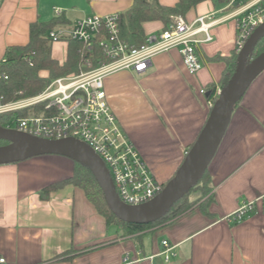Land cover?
I'll return each mask as SVG.
<instances>
[{
  "label": "crops",
  "instance_id": "1",
  "mask_svg": "<svg viewBox=\"0 0 264 264\" xmlns=\"http://www.w3.org/2000/svg\"><path fill=\"white\" fill-rule=\"evenodd\" d=\"M178 1L158 0L168 7ZM133 2L2 0L0 62L8 48L29 43L34 23L63 16L69 29L90 15L125 12ZM231 2L204 0L185 16L187 22L220 20L210 29L212 41L200 48L203 68L197 74L187 71L173 49L155 56L143 72L122 70L104 79L120 125L162 184L174 177L207 121L209 89L220 88L225 63L219 58L231 56L237 35ZM163 28L158 21L144 24L147 36ZM67 48L65 41L53 42L52 57L63 63ZM72 172L73 161L57 155L0 165V258L6 264H264L261 203L242 220L225 219L264 196V72L236 105L209 167L214 189L209 214L193 208L166 224L130 232L120 224L107 225L80 188L67 185L47 200L40 198L43 188ZM164 240L177 254L169 262L162 254Z\"/></svg>",
  "mask_w": 264,
  "mask_h": 264
},
{
  "label": "built area",
  "instance_id": "2",
  "mask_svg": "<svg viewBox=\"0 0 264 264\" xmlns=\"http://www.w3.org/2000/svg\"><path fill=\"white\" fill-rule=\"evenodd\" d=\"M231 6L233 12L230 17L237 22L234 50L238 53L252 32L264 24V0H232ZM118 19V14H94L79 20L69 29L50 31L49 38L54 42L69 38L92 45L97 38L100 39L99 47L106 62L93 68L92 62L87 61L86 68L93 69L74 77L56 79L37 96L0 103V118L8 120L4 128L44 139L75 138L87 144L106 164L120 200L126 205L138 206L158 196L164 184L150 172L120 125L110 106L104 79L122 70L143 72L150 67L155 56L173 49L179 51L187 71L191 75L197 74L203 68L200 48L212 41L210 29L220 20L200 17L187 22L185 18L176 16L163 31L148 36L144 46L131 49L119 38ZM220 90H217L216 99ZM214 103L209 102L210 108ZM32 110L39 112L20 115ZM258 202L264 210L263 196L242 204L225 219L242 220ZM162 245L166 262L177 256L174 246L168 241L164 240ZM0 264H6L5 258H0Z\"/></svg>",
  "mask_w": 264,
  "mask_h": 264
},
{
  "label": "trees",
  "instance_id": "3",
  "mask_svg": "<svg viewBox=\"0 0 264 264\" xmlns=\"http://www.w3.org/2000/svg\"><path fill=\"white\" fill-rule=\"evenodd\" d=\"M203 1L179 0L175 6L168 7L160 5L158 0H134L133 5L127 11L118 14L119 38L129 48L139 49L146 44L148 38L144 30L145 23L161 22L164 25L161 30L163 31L172 22L173 17L185 18L193 7ZM1 2L2 0H0V5ZM66 26L69 25L63 16H56L47 23H34L30 26V41L26 46L7 49L4 60L0 62V103L37 96L53 80L69 75H79L86 71L85 63L87 61H91L93 67L106 62L99 47L100 39L98 38L92 45L69 38L62 39L60 41H65L68 44L66 59L63 63L54 59L52 57L54 41L49 38V32ZM263 51L264 38L256 45L251 59L257 57ZM237 56L238 53L234 50L231 56L219 58L225 63V70L219 82L220 88H223L233 75ZM42 72H47V75L43 76ZM209 90L208 100L215 102L217 88L212 86ZM35 112L39 111H26L20 113V115L26 116ZM7 123V119L0 118V126L4 127ZM5 144L7 142L0 141V146ZM193 144L189 146L187 152ZM73 163L72 176L43 188L39 193L40 198L47 200L52 192L67 185L80 188L85 192L86 197L95 206L99 214L104 217L107 225L120 224L130 232L166 224L193 208H198L204 214H209L210 205L214 200L212 177L208 168L199 183L186 196L181 198L163 219L146 225L128 224L119 220L109 210L103 192L90 171L76 162Z\"/></svg>",
  "mask_w": 264,
  "mask_h": 264
},
{
  "label": "water",
  "instance_id": "4",
  "mask_svg": "<svg viewBox=\"0 0 264 264\" xmlns=\"http://www.w3.org/2000/svg\"><path fill=\"white\" fill-rule=\"evenodd\" d=\"M262 38L264 24L252 32L238 52L233 75L221 88L205 125L176 174L158 196L145 204L130 206L123 203L104 161L90 146L75 138L44 139L0 126V141L7 142L0 146V165L45 155L68 158L90 171L103 192L109 210L119 220L136 225L157 222L199 183L210 167L228 130L236 105L256 78L264 72V51L251 59Z\"/></svg>",
  "mask_w": 264,
  "mask_h": 264
},
{
  "label": "rangeland",
  "instance_id": "5",
  "mask_svg": "<svg viewBox=\"0 0 264 264\" xmlns=\"http://www.w3.org/2000/svg\"><path fill=\"white\" fill-rule=\"evenodd\" d=\"M93 68H95V67H93ZM93 68H90V69L87 68V70L84 71V72H87V71H89V70H91V69H93ZM80 74H81V73H80ZM80 74H79V75H80ZM69 77H74V75H69V76H66V77H60V78H69ZM60 78H57V79H60ZM55 80H56V79H55ZM55 80H53V81H55ZM53 81H52V82H53ZM52 82H51V83H52ZM51 83H50V84H51ZM50 84H49V85H50ZM49 85H48V86H49ZM22 99H26V98H22ZM19 100H20V99H19ZM14 101H16V100H14ZM73 166H74V163H73Z\"/></svg>",
  "mask_w": 264,
  "mask_h": 264
}]
</instances>
